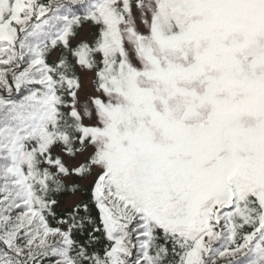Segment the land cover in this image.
Listing matches in <instances>:
<instances>
[{
  "label": "snow or ice",
  "instance_id": "obj_1",
  "mask_svg": "<svg viewBox=\"0 0 264 264\" xmlns=\"http://www.w3.org/2000/svg\"><path fill=\"white\" fill-rule=\"evenodd\" d=\"M0 264H264V0H0Z\"/></svg>",
  "mask_w": 264,
  "mask_h": 264
}]
</instances>
